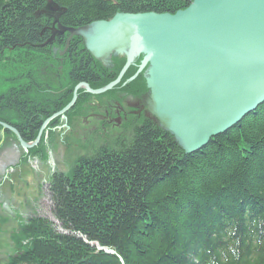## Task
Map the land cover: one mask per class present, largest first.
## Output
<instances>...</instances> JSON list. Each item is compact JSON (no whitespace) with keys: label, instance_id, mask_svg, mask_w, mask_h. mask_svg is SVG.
<instances>
[{"label":"trees","instance_id":"1","mask_svg":"<svg viewBox=\"0 0 264 264\" xmlns=\"http://www.w3.org/2000/svg\"><path fill=\"white\" fill-rule=\"evenodd\" d=\"M49 1L79 27L193 0H0V55L38 39ZM53 191L64 231L41 218L23 224L7 264H264V103L192 153L152 117Z\"/></svg>","mask_w":264,"mask_h":264},{"label":"water","instance_id":"2","mask_svg":"<svg viewBox=\"0 0 264 264\" xmlns=\"http://www.w3.org/2000/svg\"><path fill=\"white\" fill-rule=\"evenodd\" d=\"M63 30L83 37L96 58L126 51L119 76L89 88L93 93L118 84L143 53L137 74L150 63V111L187 152L201 150L264 103V0H193L176 13H117Z\"/></svg>","mask_w":264,"mask_h":264},{"label":"flooded vegetation","instance_id":"3","mask_svg":"<svg viewBox=\"0 0 264 264\" xmlns=\"http://www.w3.org/2000/svg\"><path fill=\"white\" fill-rule=\"evenodd\" d=\"M35 25L38 39L17 45L13 53L17 66L9 67L8 84L0 89V135L2 139L9 134L17 141L22 138L27 142L41 135L37 145L28 151L20 147L21 153H16L21 160L35 162L27 173L34 180L32 184L26 180L16 202L54 205L53 189L63 174L84 167L89 157L100 151L121 146L130 131L152 118L151 89L147 84L150 65L138 74L139 80L137 77L132 80L130 77L144 60L143 54L136 56L119 84L103 93L90 92L88 88L98 90L106 85L102 83L107 78L116 74L121 63L126 62L125 52L97 59L81 36L71 37L69 30H63L75 26L51 20ZM80 27L83 26L75 28ZM54 33V40L42 45ZM12 48L8 46L6 50L10 52ZM9 55L6 57L12 61ZM134 68L137 70L126 76ZM74 98L72 106L60 113ZM29 205L31 209L22 212L21 220H32L40 210Z\"/></svg>","mask_w":264,"mask_h":264},{"label":"rangeland","instance_id":"4","mask_svg":"<svg viewBox=\"0 0 264 264\" xmlns=\"http://www.w3.org/2000/svg\"><path fill=\"white\" fill-rule=\"evenodd\" d=\"M58 11L59 8L49 1L45 9V14H47L51 21H56V14ZM7 54L13 57L12 61L6 57ZM15 59L16 57L14 58V55L8 51L0 57V89L7 86L8 82L6 79L10 75L9 67L13 69L17 66ZM132 134L133 132L131 133L130 131L129 135ZM0 142V264H7L8 257L17 249V243H14V239L11 238V235L12 233L14 235L17 231L19 232L23 224L36 218H41L51 221L55 226H59V231L63 232L64 230L62 226L57 223L58 219L54 215L53 207L55 204H27V201L25 203L23 199L24 205H21V200H19L17 204L16 201L19 198V193L23 192L22 189L25 187L26 180H29V184L30 182L32 184L34 180V176L30 175V177H28L27 173L35 165V162L31 160H21L18 158V155L16 156V153H21V148L25 151H28L30 148L25 147L22 142L17 141L13 135H6L4 139H0ZM12 153L14 156L9 157L8 154ZM26 198H28V193L26 194ZM29 204L34 206L35 209L40 208V210L37 211L36 217L32 220H21L20 216L22 212L31 209ZM15 211H17V213ZM8 237L11 238V241Z\"/></svg>","mask_w":264,"mask_h":264},{"label":"bare ground","instance_id":"5","mask_svg":"<svg viewBox=\"0 0 264 264\" xmlns=\"http://www.w3.org/2000/svg\"><path fill=\"white\" fill-rule=\"evenodd\" d=\"M127 139H128V138H127ZM127 139H126V140H127ZM126 140H125V141H126ZM118 147H119V146H118ZM59 224H60V223H59ZM60 225H61V224H60ZM59 229H60V227H59V226H57V230H59ZM16 246H17V245H16Z\"/></svg>","mask_w":264,"mask_h":264}]
</instances>
